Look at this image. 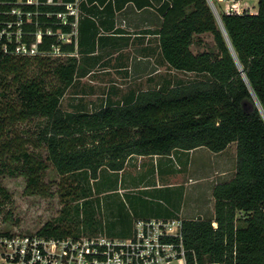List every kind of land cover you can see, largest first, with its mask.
<instances>
[{
	"label": "trees",
	"instance_id": "trees-1",
	"mask_svg": "<svg viewBox=\"0 0 264 264\" xmlns=\"http://www.w3.org/2000/svg\"><path fill=\"white\" fill-rule=\"evenodd\" d=\"M130 2L139 9L153 6L152 0H81L77 43L75 37L72 42L59 37L71 32V25L55 23V16L43 19L49 22L43 24L44 32L50 27L53 34H43L39 50L48 52L59 45L63 52L72 53L55 59L50 69L55 83L44 71L20 75L27 63L35 61L41 66L51 56H16L0 46L3 98H9L5 92L13 88L20 106L0 101V169L21 171L27 177V191L40 193L47 160L59 175L73 174L87 180L97 178L104 166L123 169L128 158L136 154L167 155L175 149L198 147L221 152L236 143L235 175L213 190L215 216L183 219L188 261L264 264V0H258L257 13H221L222 25L208 0H162L157 7L163 18L157 32L158 62L166 70L148 79L152 82L148 87L160 88L134 93L122 104L110 103L97 110L89 109L83 101L64 108L68 92L85 93L76 92L80 76L86 74L80 71L79 63L97 50L99 34L113 28L116 12ZM40 10L55 12L65 10V6L46 4ZM27 28L36 30L34 25ZM204 33L212 34L214 46L194 52L193 45L204 44ZM75 51L78 56L73 55ZM173 70L196 76L185 80ZM30 117L44 120L38 143L32 144L45 145L46 160L26 147L23 135L8 130ZM83 188L85 203L95 206L90 197L92 185ZM11 200L12 195L0 183V207ZM240 212L244 215L239 217ZM38 232L55 237L72 234L51 222ZM130 233L133 230L122 237Z\"/></svg>",
	"mask_w": 264,
	"mask_h": 264
},
{
	"label": "crops",
	"instance_id": "crops-1",
	"mask_svg": "<svg viewBox=\"0 0 264 264\" xmlns=\"http://www.w3.org/2000/svg\"><path fill=\"white\" fill-rule=\"evenodd\" d=\"M153 6L137 8L135 4L128 3L123 9L116 12L114 17V26L111 30L102 31L97 50L86 55L83 61L79 63L80 71L86 72L84 77H91L90 87H76V92H85L84 94H73L67 108L72 104H77L79 101L85 102L89 109H99L102 106L112 104H122L126 102L132 94H138L142 91L155 90L160 87H128L122 89L129 84H133L132 79L138 77H146V82L150 85L152 82L148 79L160 72L162 65L158 62L160 59L159 51V34L157 33L162 25V15L157 10L162 0H152ZM223 4L225 11L227 1L218 0ZM241 5L247 7L252 13L258 12V0H240ZM250 8V9H249ZM105 17V15H104ZM112 21L107 23L110 26ZM172 73L176 76L179 72L173 70ZM161 74V73H160ZM158 75V74H157ZM118 78L132 80L129 84L123 85L115 79L113 82H108L109 78ZM94 80H93V79ZM114 83V86H111ZM98 86H107L103 88L102 95H97L95 99L91 98L97 93ZM67 95V94H66ZM120 102V103H119ZM230 145L221 152L212 154H222L228 150ZM207 147H198L192 150L175 149L167 155H132L128 158L125 167L121 170H112L109 167H102L97 178L92 182L91 199L94 200L93 207L97 209L104 208L106 216H99L95 221L93 231H103L112 235L119 233H128L133 230L136 219L149 218H174L181 219H197L204 217V206L207 202L212 205V211L215 216V198L213 190L216 184L222 181L220 174L221 170H217L219 174L212 176L214 185L211 186L209 200L203 203L202 191L196 192L194 197L188 199V191L190 186L207 180L205 175L195 176L192 174L193 165L201 167L200 162L195 160L196 153ZM211 151V150H210ZM209 151V152H210ZM213 152V151H211ZM215 155V156H216ZM150 160L154 162L151 165ZM184 163L188 167V175L184 184L182 182L167 181V174L162 177L157 172L154 176L151 175L150 169L154 164H164L165 169L178 170L177 164ZM131 166L134 170L131 171ZM172 167V168H171ZM182 167V165H181ZM178 172V171H176ZM118 178V184H108L111 178ZM232 178V177H231ZM230 178V179H231ZM163 179H165L163 181ZM184 187L181 200L178 202L177 187ZM188 187V191H187ZM176 188V189H172ZM196 191V190H194ZM198 191V189H197ZM128 198L134 209V213H121L117 209V205L122 204L127 206ZM203 199V200H202ZM157 202L158 204H155ZM94 209V208H91ZM110 224V225H109ZM113 224V226H111ZM113 233V234H111Z\"/></svg>",
	"mask_w": 264,
	"mask_h": 264
},
{
	"label": "built area",
	"instance_id": "built-area-1",
	"mask_svg": "<svg viewBox=\"0 0 264 264\" xmlns=\"http://www.w3.org/2000/svg\"><path fill=\"white\" fill-rule=\"evenodd\" d=\"M80 1L0 0L2 51L26 57L66 56L68 53L59 45L48 52L39 50L43 34H53L50 27L44 32L43 24L47 26L49 22L43 19L55 16V23L71 25L72 31L60 33L59 37L63 42H72L75 37L77 43ZM225 1L227 13L248 10L240 0ZM46 4L64 5L65 10H40V6ZM70 16L74 17L73 21ZM32 25L36 26L35 31L27 28ZM188 251L184 243L183 219L178 217L136 219L133 233L127 237L106 233L55 237L38 231L0 234V264H190ZM195 264L200 263L195 261Z\"/></svg>",
	"mask_w": 264,
	"mask_h": 264
},
{
	"label": "rangeland",
	"instance_id": "rangeland-1",
	"mask_svg": "<svg viewBox=\"0 0 264 264\" xmlns=\"http://www.w3.org/2000/svg\"><path fill=\"white\" fill-rule=\"evenodd\" d=\"M211 4L214 6V13L215 15H218V18L221 17V13L225 12L223 10V4L221 5L218 0H210ZM250 9V8H249ZM217 17V16H216ZM201 38L204 41V44L201 46L193 45V51L199 52L202 50L209 49V46H214V39L211 33H204L201 35ZM67 55H70L69 53ZM66 55V56H67ZM73 55H79L77 51L73 53ZM50 56V55H49ZM66 56H51V59L48 60V62L42 64L40 66L39 63H36L35 61L29 62L26 65L25 72H22L20 75H29L32 76L36 73H42L45 72L46 75H44L47 79H49L50 82L55 83L56 77L50 70L54 67L55 59L57 58H65ZM166 70L165 67H160V72L156 73L160 74L163 73ZM178 77L189 80L196 75L194 73H184L179 72L177 74ZM22 78V77H20ZM10 80L13 79V76L8 78ZM91 77H84L80 78L78 81L77 88L81 87H90L92 85H89V83H93V81H90ZM93 79V78H92ZM114 79L117 82H121V84L126 85L129 84L132 80L134 83L129 84L128 86L123 87L122 89L128 88V87H143L146 88L149 86V84L146 82V77H141L139 79L138 77L129 80V79H122L119 80L118 78H109L108 82H113ZM9 80V81H10ZM24 80V79H23ZM52 80V81H51ZM94 80V79H93ZM8 81V80H7ZM5 82V81H4ZM13 87H18V84L16 82L11 83ZM57 84V82H56ZM115 84L112 83L111 86H114ZM116 86V85H115ZM5 87L2 84L0 86V101L4 102H11L14 105L18 104L19 101L16 97V94L13 90V88H8V90L5 92V95H9V98H3ZM107 86H98L97 93H95L94 96H91V98L95 99L97 95H102L103 88ZM73 93L68 92L67 95L63 99L62 106L64 108H67L68 104L70 102V98ZM20 107V106H19ZM39 117H30L25 120L21 119L17 121L13 126L11 125L8 127V130H10L13 135H15L16 132H19L23 137L27 140L26 147L28 149L33 150L36 154H40L41 158L43 160H46L47 150L45 145H41L38 147H35L32 142H37V135L39 128L42 126L41 122H43ZM7 131V129L5 130ZM38 143V142H37ZM237 145L236 143H232L227 151H225L222 154L216 155L212 154L214 152H211L210 150H200L196 153L195 160L201 164V167L197 170L198 167H195L193 165V171L192 174L195 176H199L204 174L205 181L200 182L198 184H193L190 186V190L188 191V199L190 197H194L196 192L202 191L201 197H203V203H205V200H209L210 193H211V186L214 185L212 176H216L219 173L215 172L217 170H221L222 173L220 174V177L222 181H228L231 177L235 175L236 172V166H237V153H236ZM210 151V152H209ZM216 155V156H215ZM10 156H8L7 160L9 161ZM151 165L154 162L153 160H150ZM180 164H177L178 172L174 171L173 169H165L164 164H161L158 168V165L154 164L152 168L150 169V173L152 176H154V173L160 174V176L164 177L165 173L167 174V181L173 180L172 182H182L184 184L186 177L188 175V167L187 165H183L184 163L179 162ZM48 168L44 174V185L43 189L40 193H33L27 191V177L25 174H23L21 171L16 170L14 173L9 172L8 170L0 169V183L2 186H4L8 192L12 195V200L10 203L6 204V206H1L0 209H2V212L0 213V234H8V233H31L36 232L40 228L43 227V225L47 222H51L54 224L61 225L64 229H68L72 231L71 235H86V236H95L98 235L99 232L103 231H93L91 227H94L95 221L98 220L99 216H106V213L109 214L107 211L104 210V208L97 209L92 206V202H86L84 195V188L85 186L92 185V180L82 177H77L76 175H67L65 177L58 174L56 171L54 165L47 160ZM182 165V167H181ZM131 171L134 170V167L131 166ZM172 168V167H171ZM202 173V174H201ZM165 179H163L164 181ZM118 184V178L113 176V178L110 179L108 184ZM176 189V188H172ZM178 194H177V201L179 202L181 200V195H179V192L183 191L184 187H177ZM198 189V191H197ZM196 190V191H194ZM124 200H128V198H124ZM127 202V201H126ZM85 203V204H84ZM155 204H158L155 202ZM127 206L125 207L122 204L117 205V209L121 213H124V210L126 213H134V209L132 205L130 204L129 200L127 202ZM94 208V209H91ZM204 210V217L205 218H213V211H212V205L210 202H207L206 205L203 208ZM106 212V213H105ZM244 214L240 212L238 216H243ZM86 217V219H85ZM204 218V219H205ZM86 220V221H85ZM90 220H93L92 222L88 224ZM110 225V224H109ZM113 226V224H111ZM134 229V227H133ZM113 234V233H111ZM123 234H113V236H122ZM112 236V235H111ZM129 236V235H127ZM131 236V233H130Z\"/></svg>",
	"mask_w": 264,
	"mask_h": 264
},
{
	"label": "water",
	"instance_id": "water-1",
	"mask_svg": "<svg viewBox=\"0 0 264 264\" xmlns=\"http://www.w3.org/2000/svg\"><path fill=\"white\" fill-rule=\"evenodd\" d=\"M209 1V3H210V5H211V7H212V9H213V11H214V6L211 4V2H210V0H208ZM216 13V12H215ZM217 16V19H218V21L221 23V25H222V20H221V17L220 18H218V15H216Z\"/></svg>",
	"mask_w": 264,
	"mask_h": 264
}]
</instances>
